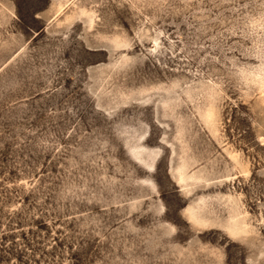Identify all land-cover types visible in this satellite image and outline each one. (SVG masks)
Segmentation results:
<instances>
[{"label": "rangeland", "instance_id": "374dc122", "mask_svg": "<svg viewBox=\"0 0 264 264\" xmlns=\"http://www.w3.org/2000/svg\"><path fill=\"white\" fill-rule=\"evenodd\" d=\"M0 264H264V0H0Z\"/></svg>", "mask_w": 264, "mask_h": 264}]
</instances>
